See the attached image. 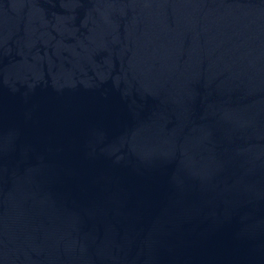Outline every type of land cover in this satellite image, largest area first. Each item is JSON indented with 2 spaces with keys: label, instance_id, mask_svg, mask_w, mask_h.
<instances>
[{
  "label": "water",
  "instance_id": "obj_1",
  "mask_svg": "<svg viewBox=\"0 0 264 264\" xmlns=\"http://www.w3.org/2000/svg\"><path fill=\"white\" fill-rule=\"evenodd\" d=\"M0 264H264V0H0Z\"/></svg>",
  "mask_w": 264,
  "mask_h": 264
}]
</instances>
